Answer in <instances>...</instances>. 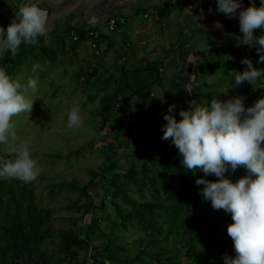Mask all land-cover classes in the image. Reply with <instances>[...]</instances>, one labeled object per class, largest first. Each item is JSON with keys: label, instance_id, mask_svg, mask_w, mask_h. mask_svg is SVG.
<instances>
[{"label": "trees", "instance_id": "trees-1", "mask_svg": "<svg viewBox=\"0 0 264 264\" xmlns=\"http://www.w3.org/2000/svg\"><path fill=\"white\" fill-rule=\"evenodd\" d=\"M251 1L256 7L260 6L261 0ZM164 5H170V2ZM156 10L160 16L163 9L157 7ZM236 22L240 43L243 33L238 16ZM66 34L53 35L47 46L22 43L15 57L10 50L3 52L0 68L13 75L17 64L22 66L31 60L55 61L59 52L68 49ZM100 34L101 43H105V36ZM260 35H264V29L254 31L255 37ZM77 36L76 42L70 39L72 53L79 44L89 41L85 30L77 31ZM42 38L39 36L37 40ZM111 48L107 43L104 51L98 55L92 53V56L98 59ZM258 48L253 41V46L245 53H248L246 55L254 68L264 71ZM213 54H223L225 58L213 59ZM209 55L211 58L203 60L199 68L201 86L192 97H188L187 104H183L184 109L187 110L192 101L210 106L212 99L225 102L235 96L244 97L245 107H251L264 97V80L260 79L254 86L244 82L234 87L236 95L216 91L217 84L206 82L205 75H214L223 66L224 78L234 83L235 72H243L246 65L241 63L236 48L228 42L212 45ZM125 62L122 66L114 63L107 71L99 62L79 75L84 88L93 90L94 98L98 97V130L108 129L107 136L111 134L108 137L118 145H121L122 138L128 136L131 120L145 113L144 106L153 100L150 97L153 87L162 83L163 64L160 61ZM151 119L160 123L157 136L149 134L147 127L138 133L135 140L138 153L143 154L142 159L137 160L134 156L133 164L122 171L115 164L107 166L105 173L109 178L106 184L101 187L99 182L82 187L70 182L54 185L53 189L58 193L67 191L77 195L71 208L79 210L80 221L90 216V222L84 228L79 227L80 231L61 233L54 239L56 246L52 249L47 248L48 242L53 240L50 230L52 211L40 206L29 185L19 179L0 178V264H88L87 256L95 264H226V256L235 258L234 242L227 233L228 226L233 223L231 213L213 209L211 201L202 195L204 185L196 183L200 178L208 181L220 178L206 176L202 170L193 173L184 169L182 156L171 139H162L161 128L167 122L163 123L162 119L154 116H150L148 122ZM176 119L179 121L182 117ZM144 136L148 138L145 143L142 140ZM105 145L109 152L113 151V143ZM47 157L61 159L54 154ZM91 174V181H94L97 175ZM245 175L247 171L243 167L235 171L229 167L224 178L236 182ZM100 188L102 196L98 193ZM107 205L110 206L109 214L104 217L94 215L96 211L100 214L107 212ZM122 230H132L135 239L124 240Z\"/></svg>", "mask_w": 264, "mask_h": 264}, {"label": "clouds", "instance_id": "clouds-1", "mask_svg": "<svg viewBox=\"0 0 264 264\" xmlns=\"http://www.w3.org/2000/svg\"><path fill=\"white\" fill-rule=\"evenodd\" d=\"M216 4V11L228 19L238 15L243 33L240 43L253 46L255 41L260 61L264 62V35L254 36L255 30L264 29V0L259 7L252 2L243 8L241 0H216ZM202 16L201 9L197 20ZM216 26L222 27L219 21ZM47 33L48 13L34 0H27L18 5L16 19L6 30L0 26V53L10 50L15 57L22 43L35 45L37 38ZM241 63L247 65V69L235 72L230 87L244 82L254 86L264 77V71L254 68L250 59L244 58ZM39 67L35 65L33 73ZM37 80L29 78L27 86L22 87L0 68V145L5 146V153L11 157H0V178L31 182L40 175L41 168L32 158L31 138L19 139L13 125V117L32 111L34 101L28 99L26 93L29 88L36 91ZM174 108L169 105L168 112L159 118L167 122L161 128L162 139H171L188 172L202 170L206 176L220 178L217 181L200 178L196 183L204 185L202 195L211 201L213 209L231 213L233 223L228 226L227 233L234 242L236 256H226V264H264V97L251 107H245L242 96L225 102L212 99L210 106L192 101L187 110H180L182 119L179 121L171 114ZM82 124L81 107L74 103L68 114V127L78 129ZM229 167L232 171L243 167L247 175L232 182L224 178Z\"/></svg>", "mask_w": 264, "mask_h": 264}, {"label": "rangeland", "instance_id": "rangeland-1", "mask_svg": "<svg viewBox=\"0 0 264 264\" xmlns=\"http://www.w3.org/2000/svg\"><path fill=\"white\" fill-rule=\"evenodd\" d=\"M148 21L153 22L152 18ZM135 22L143 23L146 20L139 16L135 19ZM158 26L160 28L161 24L159 23ZM129 29L130 23L127 21L123 26V30L129 33ZM99 31L105 32L103 28H100ZM117 35H119L118 32L113 33L114 37ZM192 41L194 42V40ZM217 42L211 41V47ZM233 46L236 48V55L239 56L241 61L248 58L246 55L248 53H245V51L251 46L240 44L237 36L234 38ZM139 52L141 51L136 46L129 49L122 44L103 56L106 63L102 62V69L107 71L113 67L114 63L118 65L117 61L122 57L126 58L125 64L136 62L139 60ZM80 53L86 63H91L94 60L89 42H83ZM103 58H98L97 64ZM210 58L211 56L208 54L206 59ZM218 58L222 60L225 57L223 54H213V59ZM86 63H82L79 57L77 59L68 48L64 52H59L55 61H49L48 59L31 60L22 66L17 64L15 74L9 75L13 80L19 81L22 87L27 86L29 78H38L36 91L29 88L26 93L27 98L34 101L32 111L13 117V125L19 139L31 138L32 158L38 162V166L41 168L40 175L36 180L31 182L20 181L33 189L40 206L52 211L53 217L50 230L53 240L47 244L49 249L56 246L54 239L57 236L59 237L61 233L70 230L80 231L79 227L84 228V225L90 222V216H86L80 221L79 210L71 208L76 202L77 195L67 191L58 193L53 189L54 185L70 182L82 187L99 182L101 187L106 184L109 178L108 173H105L107 172V166L115 164L118 170L122 171L133 164L134 156H137L136 158L139 160L142 159L143 155L138 153V146L135 145V140L139 135L133 139L132 144L127 145L125 139L122 138L120 142L125 143V145H122V143L118 145L117 142L108 137L111 134L107 136L108 129L98 130V97L94 98L93 90L87 91L84 88V82L79 77L82 74L80 72H85L89 69V66H92ZM35 65L40 67L33 73ZM223 69V66H221L214 75H205L204 79L206 82L216 83V91L234 95L236 89L230 87L232 83L224 78ZM260 80H264V78L261 77ZM167 82L169 83L166 85L171 84L169 80ZM193 82L194 86L192 87L193 84L190 85L188 97H192L201 86L199 81ZM195 83H198V85ZM74 103L80 105L83 118V124L78 129L68 127V114ZM106 143H113V151L109 152L107 150ZM4 147V145H0V157L10 159L11 157H8L4 151ZM48 154L59 155L61 159H48ZM68 155L69 157H67ZM91 172L97 175L94 181H91L93 177ZM102 178L103 180H101ZM102 192L103 190L100 188L98 193L101 196L103 195ZM107 203L108 200L105 204ZM107 208L109 209L110 206L107 205ZM108 209L104 214L96 211L94 215L104 217L105 214L110 213V209ZM112 218L115 220L114 215ZM120 232L124 233V240L126 241L135 239V233L132 230L129 232L122 230Z\"/></svg>", "mask_w": 264, "mask_h": 264}, {"label": "crops", "instance_id": "crops-1", "mask_svg": "<svg viewBox=\"0 0 264 264\" xmlns=\"http://www.w3.org/2000/svg\"><path fill=\"white\" fill-rule=\"evenodd\" d=\"M26 2L27 0H0V26L6 30L16 19L18 5ZM34 2L48 13V33L37 40V47L50 44L53 35L67 33L65 45L66 48H70L72 45L70 33L77 34L80 29L99 31L103 28L105 32H99L105 36V43L112 46L110 51L122 44L129 49L136 46L141 51L138 53L141 62L144 58L160 61L163 64L161 71L163 85H155L151 90L153 101L158 103L166 101L165 113L168 112L169 105H174L171 114L175 117H180L179 112L184 109L183 104L188 102L186 99L190 94V85L194 83L193 81L201 80L199 68L209 54L210 42L224 41L233 45L234 38L239 35L236 32V17L228 19L225 14L217 12L216 0H34ZM167 2H170V5L165 6ZM157 7L163 9L160 16L157 15ZM201 9L203 16L197 20V17L201 16ZM112 16L124 17L125 23L129 21V33L123 30L124 24L121 33L116 37L108 34L105 23ZM139 16L146 22H135ZM150 18L153 22L148 21ZM217 21L222 27L217 28ZM82 44L83 42L79 44L73 55L77 59L79 57L82 63H86L80 53ZM103 59L100 60L101 65L102 62L106 63L105 57ZM97 60L94 58L91 63L86 64L96 65ZM168 80L171 82L170 85H166L169 83ZM186 81H189V84L186 85ZM159 126L157 119H151L148 122L149 134L157 136ZM142 140L145 143L148 138L144 136Z\"/></svg>", "mask_w": 264, "mask_h": 264}, {"label": "built area", "instance_id": "built-area-1", "mask_svg": "<svg viewBox=\"0 0 264 264\" xmlns=\"http://www.w3.org/2000/svg\"><path fill=\"white\" fill-rule=\"evenodd\" d=\"M242 7L247 8L252 4L251 0H241ZM240 11V9L237 10V13ZM146 18L147 15H144ZM125 24V19L122 16H112L110 17L106 23L105 28L108 34L113 33H120V27H122ZM100 33L97 30H87V37L89 39V45L91 48L92 53H95L96 55L100 54L102 51L106 49V44L101 43V37ZM70 38L73 42L78 41V36L75 33H70ZM125 62V58H120L118 60V65H123ZM150 97L153 98V94H150ZM165 106L166 101H160V103L155 102L151 100L148 104L144 106V112L141 113L139 117H136L135 119L131 120L128 136L125 138L126 143L130 144L132 140L137 136L139 131H142L147 128L148 125V118L150 116H154L157 118H163L165 114ZM163 130V129H162ZM88 258V264H95L93 260L87 256Z\"/></svg>", "mask_w": 264, "mask_h": 264}]
</instances>
